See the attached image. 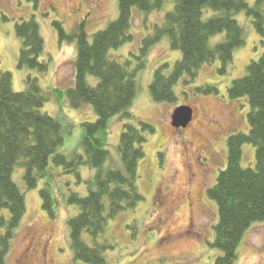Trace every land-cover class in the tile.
<instances>
[{"label":"rangeland","instance_id":"374dc122","mask_svg":"<svg viewBox=\"0 0 264 264\" xmlns=\"http://www.w3.org/2000/svg\"><path fill=\"white\" fill-rule=\"evenodd\" d=\"M172 6L145 14L132 10L129 33L131 41L109 51L120 62L130 60L136 66L142 58V40L151 33L153 23H160ZM118 0H0V70L11 72L12 88H24L26 75L37 77L43 89H65L74 83L73 60L75 41H59L53 21H61L70 31L82 20L88 35L103 29L118 16ZM211 14V11L208 12ZM33 16L44 40L40 58H49L45 73L17 68L20 39L14 27L17 22ZM242 28L244 44L233 51L232 60L221 71L219 61L202 65L193 78L181 77L174 86V103L156 102L149 90L157 66L167 63L169 73L180 51L170 47L164 36L150 46L145 66L136 74V94L129 106L131 121L112 118L106 148L108 158L103 169H118L122 164L116 150L123 124L131 122L139 127L145 121L154 128L147 134L144 157L138 162L137 186L143 200L129 211L110 219L99 242H106L105 264H214L220 251L213 247L214 229L218 217L216 203L206 191L213 186L220 170L225 168L227 139L248 131L249 106L245 97L230 99L227 88L231 81L245 74V67L264 54V35L256 33L243 11L233 14ZM223 34L210 39L213 45ZM94 83V79H91ZM214 85L217 92L204 94L196 89ZM179 105H189L192 119L184 128L171 125V114ZM61 125L64 143L58 152L68 159L81 153L82 121H94L96 115L90 105L71 108L66 100H50L42 108ZM255 147L244 144L241 165L252 167ZM46 175L35 188H26L22 169L16 168L13 179L25 199V212L14 229L5 264H87L73 260L70 249L68 219L76 207L67 203L70 192L86 194L84 181L96 170L88 166L78 168L80 180L72 173H64L52 160ZM80 181V182H79ZM48 185L53 201V215L42 208L40 189ZM28 249H31L29 251ZM234 264H264V221L248 227L238 245Z\"/></svg>","mask_w":264,"mask_h":264},{"label":"trees","instance_id":"16d2710c","mask_svg":"<svg viewBox=\"0 0 264 264\" xmlns=\"http://www.w3.org/2000/svg\"><path fill=\"white\" fill-rule=\"evenodd\" d=\"M169 2L172 6L162 22L153 23L151 33L143 38L142 58L136 66L131 67L130 60L120 62L109 56L111 49L131 41L133 9L149 14ZM118 10L115 20L92 35L85 31L83 20L70 31L61 21H53L59 41L76 42L72 86L43 89L38 78L28 74L24 88L14 91L11 72L0 70V264H5L13 231L25 212V199L13 172L21 168L25 187L35 188L46 175L50 159L64 173H72L76 181L80 180V166L96 170L92 178L84 181L86 194L70 192L67 196V203L77 210L67 223L73 260L105 264L108 245L98 238L107 222L134 209L143 200L137 186V168L144 157L147 134L154 131L151 124L141 120L139 127L131 122L123 124L116 145L122 166L103 169V165L109 155L106 142L112 118L133 119L128 108L136 94V74L144 68L150 46L167 36L171 49L181 53L169 73L167 63L157 66L149 85L156 102L171 104L176 100L174 86L181 77L191 79L202 65L216 61L225 72L234 49L244 44L242 28L234 13L243 11L251 18L256 33L264 35V0H118ZM14 31L20 39L17 68L47 72L50 60L40 58L44 40L33 16L17 22ZM219 34H223L222 39L212 45L210 39ZM196 90L204 94L217 92L214 85L208 84ZM227 94L230 99H247L248 131L228 137L225 168L206 191L217 207L218 220L211 245L220 254L214 264H234L246 229L254 222L264 221V54L245 67L241 78L231 81ZM54 99L59 102L65 99L74 109L88 104L96 115L94 121L80 123L81 153L71 159L58 152L64 143L60 123L40 110ZM244 144L255 147L252 167L241 165ZM39 192L42 208L52 217L48 185Z\"/></svg>","mask_w":264,"mask_h":264},{"label":"water","instance_id":"95a60500","mask_svg":"<svg viewBox=\"0 0 264 264\" xmlns=\"http://www.w3.org/2000/svg\"><path fill=\"white\" fill-rule=\"evenodd\" d=\"M191 119L192 109L189 106L181 105L174 109L171 115V125L175 128H184Z\"/></svg>","mask_w":264,"mask_h":264},{"label":"flooded vegetation","instance_id":"af4514ba","mask_svg":"<svg viewBox=\"0 0 264 264\" xmlns=\"http://www.w3.org/2000/svg\"><path fill=\"white\" fill-rule=\"evenodd\" d=\"M29 251H31V249H28Z\"/></svg>","mask_w":264,"mask_h":264},{"label":"bare ground","instance_id":"6f19581e","mask_svg":"<svg viewBox=\"0 0 264 264\" xmlns=\"http://www.w3.org/2000/svg\"><path fill=\"white\" fill-rule=\"evenodd\" d=\"M52 198V197H51ZM52 203H53V201H52Z\"/></svg>","mask_w":264,"mask_h":264}]
</instances>
